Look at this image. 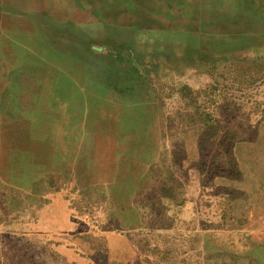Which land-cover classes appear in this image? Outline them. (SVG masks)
Wrapping results in <instances>:
<instances>
[{"label": "rangeland", "instance_id": "1", "mask_svg": "<svg viewBox=\"0 0 264 264\" xmlns=\"http://www.w3.org/2000/svg\"><path fill=\"white\" fill-rule=\"evenodd\" d=\"M0 72L49 80L0 264H264V0H0Z\"/></svg>", "mask_w": 264, "mask_h": 264}, {"label": "crops", "instance_id": "2", "mask_svg": "<svg viewBox=\"0 0 264 264\" xmlns=\"http://www.w3.org/2000/svg\"><path fill=\"white\" fill-rule=\"evenodd\" d=\"M22 77L17 74L13 78L11 74L3 75L0 72V198L2 190L6 188L19 203L32 197H44L42 189L40 193H34V188L42 185V176L37 177V173H33L27 150L33 147L34 142L29 143L31 139L41 141L42 128H37L36 119L47 117L41 113V107L43 102L47 106L49 101L48 79ZM17 212L12 211L14 215ZM45 215H48L47 206L40 210V218L34 229L49 230L48 226L44 227L47 222ZM21 225L15 216L11 218L9 229L16 231ZM60 230L65 231L66 227L60 224Z\"/></svg>", "mask_w": 264, "mask_h": 264}, {"label": "bare ground", "instance_id": "3", "mask_svg": "<svg viewBox=\"0 0 264 264\" xmlns=\"http://www.w3.org/2000/svg\"><path fill=\"white\" fill-rule=\"evenodd\" d=\"M32 46V45H31ZM29 49V48H28Z\"/></svg>", "mask_w": 264, "mask_h": 264}]
</instances>
